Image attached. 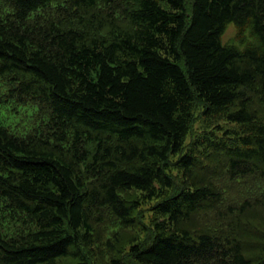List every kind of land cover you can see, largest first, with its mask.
Returning a JSON list of instances; mask_svg holds the SVG:
<instances>
[{"label": "trees", "instance_id": "trees-1", "mask_svg": "<svg viewBox=\"0 0 264 264\" xmlns=\"http://www.w3.org/2000/svg\"><path fill=\"white\" fill-rule=\"evenodd\" d=\"M6 103L0 264H264V0H0Z\"/></svg>", "mask_w": 264, "mask_h": 264}, {"label": "rangeland", "instance_id": "rangeland-1", "mask_svg": "<svg viewBox=\"0 0 264 264\" xmlns=\"http://www.w3.org/2000/svg\"><path fill=\"white\" fill-rule=\"evenodd\" d=\"M235 36V26L233 23H228L226 28L221 36V42L223 44L229 43L232 41V38ZM13 105L11 103L1 104L0 105V119L4 124L16 125L25 122L28 116L32 113L33 107H18L17 111L12 109ZM24 124V123H21Z\"/></svg>", "mask_w": 264, "mask_h": 264}]
</instances>
